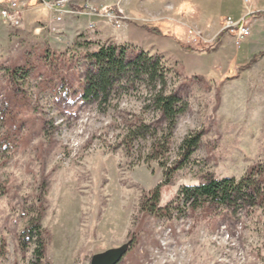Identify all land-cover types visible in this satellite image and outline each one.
<instances>
[{
  "label": "rangeland",
  "instance_id": "374dc122",
  "mask_svg": "<svg viewBox=\"0 0 264 264\" xmlns=\"http://www.w3.org/2000/svg\"><path fill=\"white\" fill-rule=\"evenodd\" d=\"M18 1L20 28L12 31L0 15V264L31 263L35 246L20 240L32 214L23 201L39 195L44 179L42 225L52 264H90L93 254L125 242L130 247L118 264H264V205L206 203L172 215L143 209L144 194L163 179L157 161H144L151 140L138 141L130 155L114 148L123 116L141 112L142 94L116 96L105 111L81 97L83 55L99 42L162 55L169 89L188 104L170 161L189 132L202 137L175 183L161 187L160 206L207 171L240 177L264 166V55L250 63L264 50V16L249 15L264 10V0ZM70 2L86 8L73 10ZM25 12L39 15L27 17L29 24ZM229 15L250 25L240 43L230 29L216 39ZM87 39L92 44L79 45ZM14 68L16 81L8 71Z\"/></svg>",
  "mask_w": 264,
  "mask_h": 264
},
{
  "label": "trees",
  "instance_id": "16d2710c",
  "mask_svg": "<svg viewBox=\"0 0 264 264\" xmlns=\"http://www.w3.org/2000/svg\"><path fill=\"white\" fill-rule=\"evenodd\" d=\"M70 3L73 10L84 11L86 8L77 6L75 2ZM109 9L123 18L116 6ZM249 15L264 16V10H255ZM141 27L148 32L162 34L157 26ZM224 33L225 29H222L216 39L222 38ZM92 42L87 39L79 45H90ZM262 55L264 50L255 54L250 63L257 61ZM83 58L87 68L81 82L82 99L97 103L98 107L105 111L116 96L120 97L131 91L140 92L143 96L141 112H130L129 116H123L121 139L114 147L121 146L130 155L138 141L151 140L144 161H157L163 168V179L150 192L144 194L143 209L172 215L175 210L184 211L188 207L195 209L206 203L233 210L264 205V166L256 165L240 177H219L213 171H207L202 181L182 185L172 200L160 206L161 187L175 183L178 170L189 163L202 137L201 130L189 132L179 146L177 158L170 161L175 128L188 104L177 90L169 89V67L160 53H151L144 48H135L129 43L113 40L99 42L97 48L85 51ZM8 71L16 81L19 77L18 70L14 68ZM23 74L20 77L23 78L27 72ZM47 188L48 180L44 179L39 195L29 205L26 200L23 201L26 212L32 213L20 234L22 247L31 244L35 246L30 264H52L49 258L51 236L42 225L46 210L43 200Z\"/></svg>",
  "mask_w": 264,
  "mask_h": 264
},
{
  "label": "built area",
  "instance_id": "2783aa9c",
  "mask_svg": "<svg viewBox=\"0 0 264 264\" xmlns=\"http://www.w3.org/2000/svg\"><path fill=\"white\" fill-rule=\"evenodd\" d=\"M53 6V4H51ZM23 10L18 0H9L7 4L0 8V15L3 18L4 22L9 28L16 30L23 25ZM116 15L114 11H112ZM118 16V15H116ZM53 19H61V16H53ZM118 23L119 21L116 20ZM94 24H91L90 27H93ZM225 30H232L234 32L235 39L238 43L246 39L251 32L250 25L244 20H235L232 16H228L226 23L224 25Z\"/></svg>",
  "mask_w": 264,
  "mask_h": 264
},
{
  "label": "water",
  "instance_id": "95a60500",
  "mask_svg": "<svg viewBox=\"0 0 264 264\" xmlns=\"http://www.w3.org/2000/svg\"><path fill=\"white\" fill-rule=\"evenodd\" d=\"M130 247V242L93 254L90 264H118Z\"/></svg>",
  "mask_w": 264,
  "mask_h": 264
},
{
  "label": "crops",
  "instance_id": "0c3cea01",
  "mask_svg": "<svg viewBox=\"0 0 264 264\" xmlns=\"http://www.w3.org/2000/svg\"><path fill=\"white\" fill-rule=\"evenodd\" d=\"M24 1H25L26 3L29 2V4H31L34 0H24ZM48 2H49V0L46 1V3H48ZM28 8H29V7H28ZM28 8H27V9H28ZM27 9H26V10H27ZM37 15H39V14H34V13H33V14H31L30 16H27V17H28L29 19H31V18H35ZM27 17H26V12H25V23H27V22L29 21V20L27 21ZM245 20H246V18L244 19V21H245ZM28 23L30 24V22H28ZM246 23H248V22H246ZM248 24H249V23H248ZM158 53H159V52H158Z\"/></svg>",
  "mask_w": 264,
  "mask_h": 264
}]
</instances>
